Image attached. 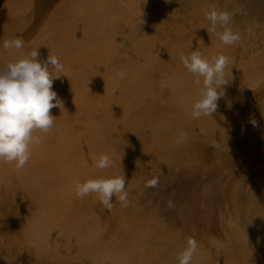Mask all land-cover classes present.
<instances>
[{"label": "rangeland", "instance_id": "rangeland-1", "mask_svg": "<svg viewBox=\"0 0 264 264\" xmlns=\"http://www.w3.org/2000/svg\"><path fill=\"white\" fill-rule=\"evenodd\" d=\"M258 3L264 9V0H0V69L16 55L3 48L5 37L22 38L25 52L38 48L41 61L57 56L65 68L53 81L63 105L51 109L54 127L37 133L42 143L24 168L0 163L7 165L0 178V264H178L188 236L206 253L192 264H264V213L250 209V197L262 194L252 192L264 189V20L248 12ZM212 5L234 13L239 42L225 46L209 35L205 13ZM197 48L205 57L230 56L233 64L217 111L193 119L196 86L179 54ZM181 130L189 135L177 144ZM101 155L112 161L104 170L96 167ZM113 174L126 178L127 206L113 197L109 212L95 194L76 197V181ZM152 179L157 186L147 188ZM241 185L248 191L242 203ZM51 199L60 204L57 212ZM42 205L54 215L52 243L73 246L63 254L26 240L27 224L46 213ZM77 223L81 232L94 229L89 239L73 236Z\"/></svg>", "mask_w": 264, "mask_h": 264}, {"label": "clouds", "instance_id": "clouds-1", "mask_svg": "<svg viewBox=\"0 0 264 264\" xmlns=\"http://www.w3.org/2000/svg\"><path fill=\"white\" fill-rule=\"evenodd\" d=\"M233 16L234 13L222 11L216 5L210 6L205 13V18L210 22L207 32L217 36L225 46H232L241 39L239 32L232 27ZM2 43L5 50H14L16 55L13 61L0 69V163L14 164L19 170L30 160L32 149L42 143V137L37 133L47 134L54 127L56 118L50 114L51 109L62 108L63 105L53 90V81L64 73L65 68L55 55H49L46 61H41L38 48L25 52V41L20 37H5ZM179 60L194 77L193 83L196 86L191 118L212 117L217 111L218 101L225 96L224 86L231 79L230 65L233 59L225 54L205 57L197 48L188 54L181 52ZM125 75L123 71L115 73V77L120 80ZM250 122L256 125L255 119ZM188 135L187 131L181 130L174 142L183 143ZM210 146L218 148L219 143L212 139ZM111 163L108 155H101L96 161V167L104 170ZM158 182V179H152L146 187H156ZM91 194H95L102 208L109 212L114 207L113 197L127 206L126 178L124 175L113 174L84 182L76 181L77 198L83 199ZM167 206L171 208L172 202L168 201ZM140 252L143 255L144 249ZM205 254L200 243L189 236L185 247L175 259L178 264H192L195 257L203 258Z\"/></svg>", "mask_w": 264, "mask_h": 264}, {"label": "bare ground", "instance_id": "bare-ground-1", "mask_svg": "<svg viewBox=\"0 0 264 264\" xmlns=\"http://www.w3.org/2000/svg\"><path fill=\"white\" fill-rule=\"evenodd\" d=\"M3 1V0H2ZM123 1V0H122ZM257 1H259V0H257ZM98 2V1H97ZM104 2V1H103ZM103 2H102V4H103ZM111 2V1H110ZM99 3V2H98ZM5 4V3H4ZM3 4V5H4ZM93 4V3H92ZM113 4V3H112ZM100 5V4H99ZM99 5H97L98 7H99ZM114 5V4H113ZM104 6V5H103ZM115 6V5H114ZM113 6V7H114ZM123 6H124V4H123ZM111 7V6H110ZM121 7V6H120ZM126 7V6H125ZM253 6H251V8L250 9H248V12H256L257 14H258V16H259V18H260V20L261 21H263L264 20V9H263V5H261L260 3H258L256 6H254L253 8H252ZM91 8V7H90ZM93 8V7H92ZM97 8V7H96ZM124 8V7H123ZM93 9H95V7L93 8ZM114 9V8H113ZM38 10V9H37ZM89 10V9H88ZM41 11V10H40ZM115 11H116V9H115ZM162 11H163V9H162ZM4 12V11H3ZM43 12H44V9H43ZM90 12V11H89ZM96 12V11H95ZM113 13H114V11H112ZM111 12V13H112ZM164 12V11H163ZM88 13V12H87ZM94 13V12H93ZM42 14V13H41ZM91 14H92V12H91ZM247 14V13H246ZM107 15V14H106ZM112 15V14H111ZM113 16V15H112ZM111 16V17H112ZM2 17H4V15H2ZM91 17V16H90ZM110 17V16H109ZM114 17V16H113ZM112 17V18H113ZM172 17V16H171ZM41 18V17H40ZM173 18V17H172ZM36 20V19H35ZM39 20V19H38ZM94 20V19H93ZM110 20H111V18H110ZM37 21V20H36ZM111 24V23H110ZM114 26H115V24H114ZM113 27V26H112ZM111 28V27H110ZM111 30V29H110ZM112 31V30H111ZM111 37V36H110ZM106 59V58H105ZM108 65V64H107ZM109 69V68H108ZM113 72V71H112ZM112 85V84H111ZM113 86V85H112ZM119 86V85H118ZM111 87V86H110ZM113 88V87H112ZM115 94V93H114ZM118 103V102H117ZM122 103V102H121ZM121 107H122V105H121ZM158 119V118H157ZM153 122V121H152ZM91 125V124H90ZM145 128V127H144ZM146 129V128H145ZM89 130H90V128H89ZM44 143V142H43ZM45 148V147H44ZM48 150V149H47ZM110 150V149H109ZM108 152V151H107ZM200 152V151H199ZM201 153V152H200ZM204 156V155H203ZM192 157V156H191ZM202 157V156H201ZM45 159V158H44ZM86 159V158H85ZM192 159V158H191ZM199 160V159H198ZM204 161V160H203ZM208 161H210V160H208ZM207 161V162H208ZM71 163V162H70ZM203 163V162H202ZM214 163V162H213ZM230 163V162H229ZM4 164V163H3ZM197 164V163H196ZM232 164V163H231ZM241 164V163H240ZM65 165V164H64ZM216 165V164H215ZM214 165V166H215ZM230 165V164H229ZM245 165V164H244ZM3 166H7L6 164L5 165H3ZM2 165H0V178H2V173H3V170L5 169V167H3ZM59 166V165H58ZM67 166V165H66ZM82 166H84V165H82ZM220 166V165H219ZM240 166V165H239ZM203 167V166H202ZM211 167V166H210ZM69 168V167H68ZM212 168V167H211ZM63 169V168H62ZM75 169V168H74ZM231 169V168H230ZM242 169V168H241ZM198 170H199V168H198ZM198 170H196V171H198ZM215 170V169H214ZM84 171V170H83ZM202 171V170H201ZM207 171V170H206ZM210 171V170H209ZM215 171H217V172H220V169H219V171L218 170H215ZM223 171V170H222ZM226 171V170H225ZM236 171V170H235ZM4 172H6V171H4ZM75 172V171H74ZM73 172V173H74ZM214 172V171H213ZM144 173V172H143ZM198 173V172H197ZM206 173V172H205ZM216 173V172H215ZM196 174V173H195ZM224 174V173H223ZM63 175V174H62ZM210 175V174H209ZM216 175V174H215ZM225 175V174H224ZM228 175V174H227ZM261 175V174H260ZM4 176V175H3ZM68 176V175H67ZM219 176H222L223 178H224V176L223 175H219ZM7 176H4V178H6ZM70 177V176H69ZM78 177V176H77ZM197 177V176H196ZM210 177V176H209ZM221 177V178H222ZM225 177L227 178L228 176H226L225 175ZM230 177H232V176H230ZM230 177H229V179H230ZM264 177V176H263ZM3 178V179H4ZM208 178V177H207ZM216 178H217V180H218V176H216ZM259 178V177H258ZM262 178V177H261ZM209 179V178H208ZM263 179V178H262ZM202 180V179H201ZM74 181V180H73ZM167 181V180H166ZM255 181V180H254ZM5 182V181H4ZM178 182V181H177ZM211 182V181H210ZM164 183V182H163ZM173 183V182H172ZM179 183V182H178ZM221 183V182H220ZM257 183V182H256ZM260 183V182H259ZM219 184V183H218ZM245 184V183H244ZM172 185V184H171ZM243 185V184H242ZM241 185V186H242ZM1 186H2V184H1ZM57 186V185H56ZM183 186V185H182ZM214 186V185H213ZM245 186V185H244ZM238 187V186H237ZM148 188V187H147ZM155 188V187H154ZM171 188V187H170ZM185 188V187H184ZM223 188V187H222ZM241 188V187H240ZM242 188H243V186H242ZM259 188V187H258ZM262 188V187H261ZM158 189V188H157ZM163 189V188H162ZM251 189H252V187H251ZM250 189V190H251ZM260 189V188H259ZM257 190V191H255V192H252V193H262V194H260L259 195V197L256 195V197H250V199H251V201H252V205L251 206H253V207H251L250 209H253V210H255V209H257V208H262V212L261 213H264V211H263V209H264V189H263V192L261 191L260 192V190ZM223 190V189H222ZM232 190H234V189H232ZM240 190V189H239ZM58 191V190H57ZM152 191V190H151ZM155 191H156V189H155ZM247 188L246 187H244L243 189H241L240 191H239V194H237L236 195V197L239 199V201L241 200V203H242V201H243V199L245 200V198H247V197H245V195L247 194ZM233 192V191H232ZM236 191H234V193H235ZM167 193V192H166ZM224 193V192H223ZM250 193V192H249ZM248 193V194H249ZM251 193V194H252ZM55 194V193H54ZM179 196H181V195H179ZM41 197V196H40ZM49 197H50V194H49ZM183 197H185V196H183ZM205 197V196H204ZM43 200H44V198H42ZM54 199V198H53ZM56 199V198H55ZM186 199V198H185ZM57 200V199H56ZM191 200V199H190ZM40 201V200H39ZM49 201V200H48ZM51 201H53L52 199H51ZM231 201V200H230ZM41 202V201H40ZM39 202V203H40ZM62 202V201H61ZM237 202H238V200H237ZM64 203V202H63ZM163 203V202H162ZM35 204V203H34ZM37 204V203H36ZM35 204V205H36ZM42 204H44V203H42ZM51 204H53V205H51V206H53L52 208H53V211L56 209V211L55 212H57V209L59 208L60 209V204L58 205V203H57V205L55 204V201H53V203H51ZM47 205V204H46ZM164 205V204H163ZM182 205V204H181ZM75 206V205H74ZM174 206V205H173ZM207 206V205H206ZM230 206V205H229ZM235 206V205H234ZM239 206V205H238ZM41 208L43 209V210H45L44 212H48L47 214H48V216H47V214L46 213H41V214H39V216H41L42 217V220H40L41 218L40 217H38V220H36V221H34V219H35V216H34V218H33V222H36V223H28L27 224V238H26V240L28 239L29 240V242H33L34 244H33V246L35 245V246H37V245H45V246H47V248L49 249L52 245L54 246L55 245V249H57V248H59V252H60V248L62 249V254L65 252L64 250H66V251H68V248L70 247L71 248V244H70V246L68 245L69 243H66V241H63V242H65L64 244H59V243H55V244H53L52 242L55 240V230H53L54 228H55V225H53L54 223H52V220H53V218H51L52 216L54 217V215H52L51 217L49 216V214H50V212H51V209H48L47 210V208H49L48 206H47V208H45V205H42L41 206ZM238 208H240V207H238ZM42 209H40V210H42ZM244 209V208H243ZM249 209V210H250ZM38 210H39V208H38ZM239 210V209H238ZM64 211V210H63ZM66 211V210H65ZM36 212V211H35ZM43 212V211H42ZM241 212V211H240ZM246 212V211H245ZM248 212V214H249V211H247ZM246 212V213H247ZM53 213V212H52ZM208 213V212H207ZM242 213V212H241ZM243 213H244V211H243ZM254 213H255V211H254ZM258 213V212H257ZM260 213V214H261ZM53 214H57V213H53ZM62 214V213H61ZM256 215V214H255ZM258 215H259V213H258ZM57 216V215H56ZM55 216V217H56ZM166 216V215H165ZM254 216V215H253ZM260 216V215H259ZM259 216H257V218H256V222H257V224H258V221H260V219H259ZM77 217V216H76ZM207 217V216H206ZM242 217V216H241ZM245 217H246V215H245ZM250 217H252L251 215H250ZM263 218H264V214H263V216H262ZM37 218V217H36ZM199 218V217H198ZM229 218H230V216H229ZM249 218V217H248ZM262 218V219H263ZM55 219V218H54ZM205 219V218H204ZM233 219V218H232ZM250 219V218H249ZM60 220V219H59ZM76 220V219H75ZM81 220V219H80ZM79 220V221H80ZM176 220V219H175ZM178 220V219H177ZM201 220H202V218H201ZM231 220V219H230ZM239 220V219H238ZM242 220H243V218H242ZM58 221V220H57ZM78 221V222H79ZM245 221V220H244ZM253 221V220H252ZM56 222V221H55ZM82 222V221H81ZM81 222H80V224H81ZM206 222V221H205ZM61 223V222H60ZM88 223V222H87ZM167 223V222H166ZM212 223V222H211ZM221 223V222H220ZM224 223V222H223ZM251 223V222H250ZM261 223H262V225L264 224L263 222H262V220H261ZM52 224V225H51ZM72 224V223H71ZM246 224V223H245ZM249 224V223H248ZM32 225H34V226H32ZM73 225V224H72ZM72 225H70V226H72ZM176 225V224H175ZM213 226H212V229L211 228H209V229H211V230H209V231H214V224H212ZM222 225V224H221ZM255 225V224H254ZM254 225H252L251 226V228L254 226ZM259 225H260V223H259ZM23 226V225H22ZM63 226V225H62ZM70 226H69V228H70ZM75 226V225H74ZM82 225H79L78 223H77V225H76V228H74L73 226V232L74 231H76V233H73L72 231H71V233L73 234V236L75 235V238H77L78 239V237H76L77 235H79V236H81V235H83L84 234V236L86 237V239L88 238V236L90 235V232L91 231H93V230H87V231H85V232H81V227ZM194 226V225H193ZM211 226V225H210ZM264 226V225H263ZM263 226H261L262 227V229H263ZM85 227H86V225H85ZM198 227V226H197ZM196 227V228H197ZM246 227V226H245ZM68 228V227H67ZM200 228V227H199ZM258 228V227H257ZM63 229V228H62ZM191 229H193V228H191ZM203 229V228H202ZM219 229V228H218ZM255 229H256V227H255ZM254 229V230H255ZM53 230V231H52ZM68 230V229H67ZM259 230H261V228H259L258 229V231ZM264 230V229H263ZM84 231V230H83ZM194 231V230H193ZM254 232V231H253ZM260 232V231H259ZM261 232H262V230H261ZM202 233V232H201ZM191 234V233H190ZM194 234H196V233H194ZM210 234V233H209ZM251 234V233H250ZM261 234V233H260ZM25 235V234H24ZM69 235V234H68ZM187 235V234H186ZM186 235H184L185 237H187ZM197 235V234H196ZM262 235V234H261ZM57 236V235H56ZM200 236H201V234H200ZM23 237V238H24ZM68 237V238H67ZM189 237V236H188ZM187 237V238H188ZM194 237V236H193ZM211 237V236H210ZM217 237V236H216ZM264 237V236H263ZM24 238V239H25ZM60 238V237H59ZM75 238H74V240H75ZM187 238H185V239H187ZM259 238V237H258ZM61 239V238H60ZM64 239V238H63ZM66 239H71V238H69V236H67L66 235ZM76 239V240H77ZM81 239V238H80ZM89 239V238H88ZM25 240V241H26ZM83 240V239H82ZM61 241V240H60ZM81 241V240H80ZM28 242V241H27ZM47 242V243H46ZM68 242H71V240L70 241H68ZM93 242V241H92ZM26 243V242H25ZM36 243V244H35ZM208 243V242H207ZM248 243V242H247ZM254 243V242H253ZM29 244V243H28ZM92 244V243H91ZM112 244V243H111ZM117 244V243H116ZM201 244V243H200ZM237 244V243H236ZM250 244V243H249ZM74 245V244H73ZM97 245V244H96ZM31 246V245H30ZM68 246V247H67ZM112 246V245H111ZM120 246H122V245H120ZM73 247V246H72ZM77 247V246H76ZM180 247V246H179ZM202 247V246H201ZM257 247V246H256ZM42 248H45V247H42ZM91 248V247H90ZM122 248V247H121ZM183 248V247H182ZM204 248V247H203ZM208 248H210V247H208ZM39 249V248H38ZM41 249V248H40ZM51 250L52 249H54L53 247H51L50 248ZM54 249V250H55ZM72 249V248H71ZM70 249V250H71ZM100 249V248H99ZM98 249V250H99ZM111 249V248H110ZM244 249V248H243ZM246 249V248H245ZM36 250V249H35ZM54 250H53V252H54ZM69 250V251H70ZM94 251L96 250V249H93ZM105 250V248L103 249V251ZM109 250V249H108ZM123 250V249H122ZM262 250V249H261ZM27 251V250H26ZM57 251V252H58ZM100 251V250H99ZM264 251V250H263ZM46 252H47V249H46ZM71 252V251H70ZM36 253V252H35ZM38 253H42V252H39L38 251ZM48 253V252H47ZM96 253V252H95ZM99 253V252H98ZM124 253V252H123ZM123 253H121V254H123ZM55 254V253H54ZM73 254V253H72ZM246 254V253H245ZM39 255V254H38ZM49 254H47V256H48ZM65 255V254H64ZM70 255V254H69ZM214 255V254H213ZM259 255V254H258ZM56 256V255H55ZM59 256V255H58ZM58 256H57V258H58ZM63 256V255H62ZM93 256V255H92ZM99 256V255H98ZM120 256V255H119ZM144 256V255H143ZM49 257V256H48ZM101 257V256H100ZM118 257V256H117ZM68 258V257H67ZM70 258V257H69ZM96 258H98V257H96ZM122 258V257H121ZM134 258V257H133ZM49 259V258H48ZM59 259H61V257L59 258ZM109 259V258H108ZM111 259V258H110ZM109 259V261H111V262H114V261H112V260H110ZM147 259V258H146ZM200 259V258H199ZM27 260V259H26ZM63 260V259H62ZM94 260V259H93ZM22 261V260H21ZM25 261V260H24ZM46 261V260H45ZM59 261V260H58ZM95 261V260H94ZM100 261V260H99ZM148 261V260H147ZM166 261V260H165ZM201 261H202V259H201ZM62 262V261H61ZM102 261H100V263H101ZM120 262V261H119ZM205 262V261H204ZM24 263V262H23ZM43 263V262H42ZM60 263V262H59ZM105 263V262H104ZM109 263V262H108ZM122 263H124V261L122 262ZM99 264V263H98ZM117 264H121V263H117ZM225 264V263H224Z\"/></svg>", "mask_w": 264, "mask_h": 264}]
</instances>
